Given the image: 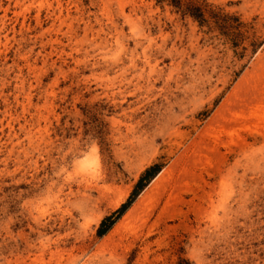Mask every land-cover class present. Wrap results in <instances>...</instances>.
Wrapping results in <instances>:
<instances>
[{
  "label": "rangeland",
  "instance_id": "1",
  "mask_svg": "<svg viewBox=\"0 0 264 264\" xmlns=\"http://www.w3.org/2000/svg\"><path fill=\"white\" fill-rule=\"evenodd\" d=\"M263 52L264 0H0V264H264Z\"/></svg>",
  "mask_w": 264,
  "mask_h": 264
},
{
  "label": "bare ground",
  "instance_id": "2",
  "mask_svg": "<svg viewBox=\"0 0 264 264\" xmlns=\"http://www.w3.org/2000/svg\"><path fill=\"white\" fill-rule=\"evenodd\" d=\"M263 59H264V52H263V54H261L259 56L258 60L262 61ZM246 77H247V75H246ZM245 83H246L245 79H242V81L235 87L234 91L230 94V96H228L226 102L221 106L220 109H218L219 115L222 114L226 110L232 116V112L237 108L246 110V109L255 108L259 105L264 106V80L263 79L262 80H256L255 82H253V83L250 82L248 84H245ZM227 112H226V114H227ZM226 118L227 117H225V119ZM223 119L224 118H222V120ZM168 172L170 174V170ZM165 177H166V172L162 173L160 175V177L157 179V182H156L157 187L160 186L161 182H164L163 178H165ZM167 182H169V181H167ZM164 187H168V184H167V186H164ZM170 187H172V186H170ZM164 190H166V188ZM163 193H164V191H163ZM150 198H151V196L149 193L144 194L140 198V200L135 204V206L130 210V212L127 215V218H130L133 214L137 213L150 200Z\"/></svg>",
  "mask_w": 264,
  "mask_h": 264
},
{
  "label": "trees",
  "instance_id": "3",
  "mask_svg": "<svg viewBox=\"0 0 264 264\" xmlns=\"http://www.w3.org/2000/svg\"><path fill=\"white\" fill-rule=\"evenodd\" d=\"M176 1V0H173ZM188 11L191 15L196 16L194 11L188 8ZM160 165L156 164L148 168L140 177V181L136 186V189H134L131 197L129 200L122 206L120 207L114 214L106 217L99 228V234L103 235L105 234L113 225V223L116 221V219L126 211V209L134 202V200L140 195V193L146 189L150 183L153 181V179L158 175L160 172Z\"/></svg>",
  "mask_w": 264,
  "mask_h": 264
}]
</instances>
